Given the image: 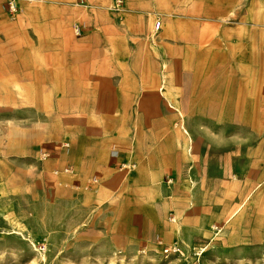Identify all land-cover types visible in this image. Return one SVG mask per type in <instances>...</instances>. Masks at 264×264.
<instances>
[{
  "label": "crops",
  "instance_id": "0c3cea01",
  "mask_svg": "<svg viewBox=\"0 0 264 264\" xmlns=\"http://www.w3.org/2000/svg\"><path fill=\"white\" fill-rule=\"evenodd\" d=\"M7 1L2 149L26 179L131 253L174 245V210L201 215L207 182L213 222L241 213L264 179V0Z\"/></svg>",
  "mask_w": 264,
  "mask_h": 264
},
{
  "label": "rangeland",
  "instance_id": "374dc122",
  "mask_svg": "<svg viewBox=\"0 0 264 264\" xmlns=\"http://www.w3.org/2000/svg\"><path fill=\"white\" fill-rule=\"evenodd\" d=\"M2 120L0 116V264H264V179H259L257 171L249 174L252 186L241 213L233 212L226 224L213 222L207 182L204 208L200 206L203 215L188 218L175 209L170 218L165 237L174 243L168 247H175V252L166 251L167 247L149 253L140 245L131 253L112 248L108 235L84 220L83 208L70 206L50 177L39 185L26 179L20 172L22 161L3 154ZM54 180L57 186L59 182ZM95 184L89 182V189ZM96 191L90 193V199L99 201ZM246 208L249 211L243 218ZM90 209L93 214L97 211L89 208L86 215H93ZM188 213L194 215L192 210ZM189 236H197L201 242L190 245Z\"/></svg>",
  "mask_w": 264,
  "mask_h": 264
},
{
  "label": "built area",
  "instance_id": "2783aa9c",
  "mask_svg": "<svg viewBox=\"0 0 264 264\" xmlns=\"http://www.w3.org/2000/svg\"><path fill=\"white\" fill-rule=\"evenodd\" d=\"M29 1H33V0H29ZM118 3H120V1L118 0ZM7 10L11 13H14V12H18V11H21L20 10V7H18L13 0H8L7 1ZM159 25H160V21H156L155 24H154V30H156L157 28H159ZM83 30H84V26L81 24H77L73 27V32L76 36H80L82 33H83ZM158 30V29H157ZM45 155V154H44ZM125 169H128L130 166L129 165H125L123 166ZM94 182L96 181V179L93 180ZM168 249H170L171 251H176L175 250V247H168L166 251H169ZM165 251V252H166Z\"/></svg>",
  "mask_w": 264,
  "mask_h": 264
},
{
  "label": "bare ground",
  "instance_id": "6f19581e",
  "mask_svg": "<svg viewBox=\"0 0 264 264\" xmlns=\"http://www.w3.org/2000/svg\"><path fill=\"white\" fill-rule=\"evenodd\" d=\"M190 182V186H192L194 184V181H189ZM178 223V222H177Z\"/></svg>",
  "mask_w": 264,
  "mask_h": 264
}]
</instances>
